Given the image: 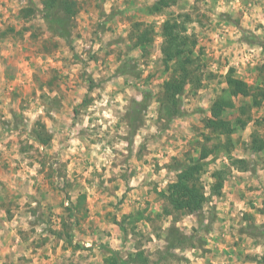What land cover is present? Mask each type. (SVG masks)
<instances>
[{"label": "rangeland", "instance_id": "1", "mask_svg": "<svg viewBox=\"0 0 264 264\" xmlns=\"http://www.w3.org/2000/svg\"><path fill=\"white\" fill-rule=\"evenodd\" d=\"M156 1L77 0L75 28L65 40L47 30L42 0H0V264H105L109 248L124 260L142 250L149 264L264 261V201L258 207L246 197L252 191L261 200L255 191L264 189V152L248 150L252 133L264 136V103L232 136L233 157L248 160L251 169H232L227 192L197 215H161L158 195L176 177L168 167L175 159L198 156L204 120L226 88L229 68L257 84L264 0H177L161 14L151 12ZM30 5L35 14L26 19ZM172 13L195 20L188 33L197 38L206 77L198 89L187 86L181 114L169 121L157 100L170 75L161 28ZM148 28L153 43L136 47L132 36ZM134 103L140 106L135 129ZM233 114L226 116L234 120ZM38 124L51 136L46 147L34 140ZM228 164L222 156L210 165L202 177L206 192L210 173ZM80 195L86 213L71 238L61 237L67 198ZM145 209L149 219L125 218ZM172 224L189 241L167 252ZM251 226L262 230L258 236L246 231Z\"/></svg>", "mask_w": 264, "mask_h": 264}, {"label": "trees", "instance_id": "2", "mask_svg": "<svg viewBox=\"0 0 264 264\" xmlns=\"http://www.w3.org/2000/svg\"><path fill=\"white\" fill-rule=\"evenodd\" d=\"M176 2L177 0H157L151 7V12L161 14L174 6ZM78 12L77 0H42V9L40 10L42 19L51 35L54 38L65 40L72 36ZM33 14H35V10L30 5L25 8L23 16L28 19ZM194 21L189 13L166 14L161 28L163 40L161 54L170 75L163 83L157 101L169 121L181 114V96L187 86L191 85L198 89L203 85L206 77V74L199 72L198 63L200 60L195 55L198 46L197 38L194 34L188 33V25ZM151 30L152 28L142 29L141 32L132 36V40L136 38L134 41L136 47L149 46L153 43ZM10 31L15 32L16 30L12 28ZM19 35H22V32ZM256 71L258 75L256 85L239 78L233 67L229 68L228 72L222 76L226 88H222L219 95L213 100L209 108V116L204 120V128L207 133L202 134L199 148L197 147L198 156L193 158L189 154L188 158L175 159L174 163L168 166L169 171L175 173L176 177L158 193L164 203L161 215H197L201 213L204 207L210 203L212 197L222 196L225 182L230 177L232 169L242 172L251 169V162L244 158L233 157L235 147L232 136L237 130L246 128L251 120L250 111L261 108L264 103V65L258 66ZM238 99L242 100L239 104L237 103ZM137 108L140 106L134 103L130 112L133 129L136 128ZM230 112L234 113V120L227 118L226 114ZM32 134H34L35 142L41 146L46 147L49 144L51 136L44 125L38 124ZM248 150L254 155L262 154L264 152V136L257 132L252 133ZM222 156L228 160L229 164L210 173L212 182L209 185V192H206V184L202 177L208 173L210 165ZM85 200L84 195H80L75 201L67 198L66 209L69 211V220L68 223L65 218L61 220L64 232H58L59 236L64 237L66 234L70 238L72 237L71 231L80 223L79 215L84 209ZM146 211V209L137 211L125 218L133 220V223L149 219L145 216ZM85 213L82 212L83 215ZM118 225L126 234L125 226L121 222ZM251 227L246 229L251 235L258 236L262 231L257 226ZM188 241V237L183 235L175 224H172L166 236L167 252L183 247ZM107 253L108 255L104 259L105 264L150 263L142 250L130 254L125 260L122 258L120 250L109 248ZM261 264H264V261Z\"/></svg>", "mask_w": 264, "mask_h": 264}, {"label": "crops", "instance_id": "3", "mask_svg": "<svg viewBox=\"0 0 264 264\" xmlns=\"http://www.w3.org/2000/svg\"><path fill=\"white\" fill-rule=\"evenodd\" d=\"M261 170V169H260ZM234 192V190H231V192ZM223 192H227V189H225V190H223ZM251 192V194H246V197H247V199H248V201L250 202V203H253L254 205H256V206H258V207H262L263 206V203L262 202H260V201H264V189L263 190H261L260 189V191H258V192H256L255 191V195H260V198H261V200L260 199H256L257 197H255V196H253V193L254 192H252V191H250ZM230 194V192H228V195ZM229 199H232V201H235V200H233V195H229ZM250 200H252V202L250 201ZM260 203H262V204H260ZM260 204V205H259ZM260 212H262V211H260ZM264 212V211H263ZM262 212V213H263Z\"/></svg>", "mask_w": 264, "mask_h": 264}]
</instances>
